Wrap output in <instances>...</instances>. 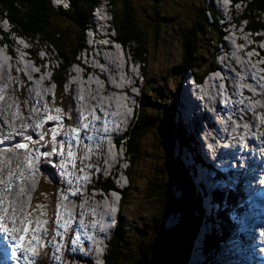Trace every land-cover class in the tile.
Instances as JSON below:
<instances>
[{
	"label": "trees",
	"instance_id": "trees-1",
	"mask_svg": "<svg viewBox=\"0 0 264 264\" xmlns=\"http://www.w3.org/2000/svg\"><path fill=\"white\" fill-rule=\"evenodd\" d=\"M131 1L108 0L107 4L108 17L110 16L109 22L114 26L117 35L116 39L126 47L129 55L143 63L145 78L143 99H140L136 119L129 127L125 139L130 163L128 169L130 185L134 176L133 168L144 156L142 148L143 138L149 133L148 128L150 126L154 125V128L157 125V121H161L166 125L169 135L172 138L174 137V140H178L179 146H190V133H188V130H184L186 126L180 121L178 124L174 123L175 104L179 90L177 88L174 89L173 97L175 100L172 99L173 103L166 106V103L172 97L169 99L168 95H165L167 94L166 91L156 94L153 86L149 84L150 79L144 70L147 64V55L152 45L150 36L154 38L153 41H159L161 35L165 37V31L162 30L163 26H160V20L154 22L153 19L147 20V18H144V20L142 17L140 19L143 21L138 20L139 16L135 15ZM230 1L233 2L234 7L238 5L241 7L240 12L233 10L234 17L236 16L237 19L240 18L241 20L244 19L250 29L264 28V0ZM194 3L197 13L196 19L193 24L184 27V32L180 38L181 42H183L182 60L178 66L170 70V77L176 78L178 80L177 84H180L182 78L188 73H194L197 78H201L204 71L217 66L215 60L217 47L214 46L213 50H211L209 59L203 57L201 48L209 35L214 37L212 41H222V30L218 24L220 20L217 16L218 13L212 3L208 6L205 0H195ZM99 4L100 0H68V7L63 8L54 6L51 0H0V15L5 14L12 22L14 31L30 37V39L32 38L34 45L35 41H38V43L41 42V45H45L44 47L55 52L52 60H56L58 66L54 68V79L62 87L67 78L68 66L78 60L77 54L85 45L84 30L93 22L91 12ZM116 4L121 5L120 10L115 9ZM207 9L213 19L212 22H209V18L206 15L208 13H206ZM133 15L136 16V19L132 17ZM54 100L53 111L58 113L63 105L66 106L69 98L65 97L63 92H60ZM154 115L160 116L155 117ZM63 119L62 113L54 121L59 123ZM182 126L185 127L183 128ZM46 150H48L46 152H49L50 147L47 146ZM51 155L52 153L49 152L48 156ZM172 165L174 166L173 174L175 178L168 175L169 184L167 183V187L163 185V192L159 191L158 193L159 196L161 194V199L158 197V200H160L159 217H154L150 221L151 229L147 233L153 235H149L152 236L151 241L149 242L145 237H141L143 235V230L141 229H138L139 234L137 233L135 238L124 233L127 227L124 221L122 223L121 218L108 245L107 264H124L126 262L136 264L142 256L150 259L154 250L161 244L162 238H167V236L171 235H175L177 241L181 242L179 245L182 250L177 252L170 263L180 262L186 264L189 247H191L190 245L197 233L203 209L201 207V195L196 191L188 169L182 164L179 157L174 159ZM47 174L49 175L50 172ZM101 184L106 187L114 186V182L110 179L101 180ZM172 185L175 193L171 189ZM43 186L45 192H48V188H50V195L46 197L44 191L41 190L44 195L42 194L41 200H35L34 208L42 210L47 207L45 210L49 211V217L47 219L45 215V224L51 226L52 214L50 212H53L54 207V199H51V197L54 195H52L51 183L45 178L41 182V187ZM159 187L161 185L156 188L159 190ZM127 190L123 192L122 208L125 206ZM154 190L156 189L154 188ZM175 211L179 213V222L176 226L166 230L163 228L164 219L169 212ZM222 222L220 227H222ZM221 229L216 235L214 234L216 230H214L211 233L214 235L208 236L206 247L210 248L216 245L219 237L228 232L227 228L223 227ZM129 237L132 239H129ZM42 264H48L45 258L42 259Z\"/></svg>",
	"mask_w": 264,
	"mask_h": 264
},
{
	"label": "rangeland",
	"instance_id": "rangeland-1",
	"mask_svg": "<svg viewBox=\"0 0 264 264\" xmlns=\"http://www.w3.org/2000/svg\"><path fill=\"white\" fill-rule=\"evenodd\" d=\"M205 1L208 4V6L212 3L214 9L217 10L218 14H221L219 12H222L224 10L225 0H205ZM194 2H195V0H132L131 1L132 9L135 12V15L139 16L138 20L143 21L140 19L141 17L143 19L147 18V20L153 19L154 22L157 20H160V23H161L160 26H163L162 30L165 31L164 32L165 37L161 35L159 38V41L158 40L153 41L154 38L150 36L152 45H151V49L147 55V64L145 65L144 70L147 73L148 78L150 79L149 84H151L153 86V88L156 91V94L163 93V91L164 92L166 91L167 94H165V95H168L169 99L172 97L169 100V102L166 103V106H169L170 103H173L172 99L175 100V98L173 97V92H174L175 88H177L180 92L179 93V99H181V90L184 89L185 92L193 98V99L192 98L188 99L190 102L195 99V97H194L195 92H203L206 89V88L199 89L196 87L197 90L195 89V92H193L192 89L187 90L188 87H187V89H185V85H186L185 83L182 82L180 84H177V79L174 77H170L171 68L178 66L182 60V57H183V51H182V48H183L182 43L183 42H181V40H180L181 34L184 32L183 29H184V27H188L189 25L193 24L195 19H196L197 13H196V9L194 8V5H195ZM231 6H233V5H231ZM240 8L241 7L238 5L234 9V11L240 12ZM115 9L120 10L121 5L116 4ZM206 13H207L206 15L209 18V22H212V20L210 19V14H209L208 9L206 10ZM223 13H226V11H223ZM132 17H134V19H136V16L133 15ZM234 18H236V16ZM263 18H264V14H263ZM223 19H225V18H223ZM103 23H104V21H103ZM218 24L220 26V22ZM99 26H100V24H98L97 28H100ZM240 27L242 28V25ZM232 29H234L233 24L231 25V27H229V28L227 27L226 30L229 31ZM101 31H102L101 34L104 35V32H105L104 28L101 27ZM262 34H263L262 31H258V32H252L253 36L246 37V36L240 35L243 40L240 39L242 42H240L239 44L235 43V45H233V39H234L233 37H230L229 35L225 36L224 40L227 41V43H225L226 48H228L229 45L231 46V44L233 47H242L241 49L233 50L230 53L231 54L230 59L233 58V61H234V66H232L233 74L235 73L237 76L244 77V75L246 74L245 69H247L249 66H253L254 60L256 62H262V61L264 62V59H261L260 56H257V57H256V55L253 56L254 52H257L256 47L260 48L259 50L261 52L264 51V37H263L264 34L263 35ZM222 35H224L223 32H222ZM259 35H260V38H258V39H256L254 37V36H259ZM11 38L14 40V37H11ZM213 38H214L213 36L209 35L204 41V46L201 48V50H202L201 53L205 59H209L211 50H213V48H214L215 41H212ZM221 39L223 41L222 37H221ZM248 40H251L250 41L251 47H247L248 46L247 44L249 43ZM252 43H254V45ZM35 45H36V48L39 49L41 47L42 49H44L46 51L45 53H39V56L41 58L44 57L45 55H49L48 48H45L43 45H40L38 42H35ZM35 45H34V47H35ZM28 46H30V45H28ZM222 47L225 48L224 46H222ZM243 48H245V49H243ZM251 48H252V50H251V54L248 58L247 64L245 66H243L242 61H244V60H243V58L240 57L239 53H241L245 59V55L243 52H248ZM223 52H225V50H223L221 48L218 49L219 55L222 54ZM0 54H1L2 59L4 60L1 62L4 63L5 65H10V63L13 64L12 61H14V64L18 65V66L20 64H23L22 68L29 67L31 65V62L24 60L20 56H14V54H10V51L6 47H3ZM51 54H52V56H55L54 51H52ZM255 57H256V59H255ZM226 58H227V56H226ZM257 58H259V60H257ZM15 59H17L18 61ZM86 59H89V58L87 57ZM86 59L83 57L81 58V60L83 62ZM218 59L220 60V57ZM46 65H48V64L46 63L45 66ZM236 65H238L241 69L236 67ZM0 69H1L0 70V78L3 79L5 82H9V80H11V78L9 77L11 72H9V74L6 73V71L4 72L2 70V65L0 66ZM12 70L14 71V69H12ZM46 73H48V72H46ZM69 73L73 74V81L72 82L75 81V84H77L76 87H78L79 85H81L83 83V82H80V80L89 76L87 73H85L83 67H81V66L71 67L69 69ZM215 73H217V72H215ZM110 74H111V72H110ZM235 74L233 76H236ZM226 75H227V77L228 76L230 77L232 75V72H229V73L227 72ZM42 76H43V74H42ZM216 76L221 81V86H224V83H223L224 79H220V77L218 75H216ZM118 77H119V81L122 82L120 76H118ZM212 80H213V82L216 81L215 78H213ZM16 81H18V79H16ZM92 82H95L96 83L95 86H98L99 88L105 87V85H102V84H100V82H98V78L96 76L93 77L92 79H90V83H92ZM110 82L112 83V79L110 80ZM128 83L134 84L135 81L132 77H130L129 81L125 80L120 85V88L125 87L126 84H128ZM25 86L27 88L31 87V85H28L23 80L18 81L17 87L20 91H22ZM242 86L249 88V85L247 83H243ZM66 87H67V85H64V89H63L64 92L66 90ZM87 87L89 88L90 85H88ZM136 87H137V84H136ZM73 88H75V87H73ZM120 88L119 87L116 88L118 93H119V97L117 95L112 96L114 94L109 96V97L113 98V100L116 99V101H114L115 104L119 103L118 102V98H119V100H120L119 105L121 104V101L125 100L123 93H121V91H120ZM46 89H48V88H46ZM33 90H35V89L33 88ZM50 90L52 91L51 94H53V90L52 89H50ZM190 91L193 92L194 94L191 93ZM77 92H78V90H77ZM110 93L111 92H109V94ZM212 93L213 92H211V91L209 92V95H210L209 98L210 99H214V95H220L221 94V93H219V94H213L212 95ZM44 94H45V92H37V95H40V96L43 95V97H44ZM33 95H35V92H33ZM72 95L73 96L75 95L74 90L72 91ZM139 95H140L139 98L143 99V93L139 92ZM245 95L246 94H244V96H242V97L247 98ZM247 95L249 96V93ZM177 99H178V97H177ZM13 100L14 101H11L13 104L15 103L16 105L20 106L21 108H24V110L28 111V109H27L28 99H23V100H19V101L17 99H13ZM113 100H112V104H113ZM126 100H127V102L131 101V99H126ZM202 101H205V99H202ZM246 101H247V105L245 106L244 109H246L247 112L252 111V104L254 101H252L251 99H249V100L247 99ZM22 102L24 104H22ZM175 107H177V103L175 104ZM187 108L190 109V106L185 107V109H187ZM182 111H183V113H182ZM197 111H200V108L197 109ZM242 111H243V109H242ZM147 113H149V112L147 111ZM209 113H210V115H212L214 117L212 110H209ZM193 115H194V112L192 111L191 112V120L193 121L194 124H191V123L188 124L189 120H190L189 119L188 123L184 124L187 127V129L185 126H184L185 127L184 129L186 131L188 130L191 134H193V132L195 134L196 133L201 134V138L203 139L201 141V144L203 145L205 150L209 149L211 147V144L204 137L205 131L208 130V126L210 125L209 127L212 129V135L214 136V138H217L219 136L217 133V129L221 128L219 123H218V122H220V120H218L215 123L209 124V122H210L209 116L208 117H201L200 116L196 119V118H193ZM154 116L159 117L160 115L159 116L154 115ZM185 116H186V114H185L184 108L181 109L178 106V112L176 111L175 115H174V123H176L175 121L178 119H179L180 123L181 122L183 123V121L185 120ZM1 118H2L3 122L8 124V120L5 116L1 117ZM135 119H136V117L132 119V124H133V121ZM214 119H215V117H214ZM222 122H223V120L221 119V123ZM156 123H157V125L154 128H153L154 125H152L148 128L149 133L146 134V136L143 138L142 148H143L144 156L138 161V163L133 168V172H134L133 181L130 185V188L126 191L125 206L121 212L122 213L121 214L122 223L124 221L125 225L127 227V228H125L124 233H127V234L131 235L133 238H135L136 234L138 233V229H141V230H143V232H142L143 235L141 236V234H140V236L145 237V239H147V241H149V242L151 241L152 236H153L152 234H147L151 229L150 221L154 217H159V212H160V203H159L160 200H158V197H159V199H161V194L159 196L158 193H159V191L163 192V185H165L167 187V183L169 184L168 175H170L172 178L174 177V174H173L174 173V166L172 165V163H173L174 159L177 157V153L180 154V158L184 159L186 164H188V168L191 169L189 165H193L194 156H190L188 154V152L186 151V149L188 147H191L195 150H201L199 139L194 134L190 137V146H182V145L179 146L178 140L177 141L174 140V137L172 138L169 135V130L167 129L166 125H164L161 121H157ZM166 131H167V133H166ZM203 147H202V152H203ZM36 151H38V149H36ZM108 151H110V150H108ZM102 154H103V156H102ZM112 154H111V156L114 158V154L113 155ZM20 156L24 157V158L26 157L25 155H20ZM98 157L99 158L96 159V161L105 162V163H107V160H106L107 158L110 159L108 156V153H105V152L100 153L98 155ZM25 160H26L25 165H27L28 159L25 158ZM110 160H112V159H110ZM88 162L89 163H86V164L90 165L92 163L90 161H88ZM195 164H197V162H195ZM119 165H121V164H119ZM192 167L194 168V166H192ZM195 167H196V165H195ZM119 168L120 167L118 166V169ZM13 169H15V167ZM27 176L28 175H26L25 177H27ZM193 176L195 177L196 173H194ZM69 178H70V176H69ZM56 179L58 180V176ZM166 179H167V181H166ZM115 183H118V180H116ZM21 184H22V182H21ZM56 185H57V183H55V186ZM158 185H161V187H159L160 188L159 190L156 188V187H158ZM154 188L156 190H154ZM171 189L174 192V186L173 185L171 186ZM84 191H85V189H81L78 187L76 194H78V196L81 197L82 192H84ZM49 195H50V192H48L46 197H48ZM37 196H38L37 200H41L42 195L39 194ZM207 197L209 198V200H211L210 191L206 195H203V197L201 198V202L206 203L205 199ZM54 198H55V196L51 197V199H54ZM209 200H207V201H209ZM96 202H98V204H99V201H96ZM61 203H63V199H61ZM23 204L25 205L24 200H23L22 206H24ZM110 205L113 207L112 204H110ZM202 205H203V207L204 206L206 207L205 209H207L208 212H210V210L207 208L206 204H202ZM215 205L217 206V209L220 210L221 205H219L218 203ZM94 206H98V205L94 204ZM232 211L236 212L235 208L233 210H231V212ZM204 213H205L204 217H202V218L204 219V221H207L208 220L207 212H204ZM214 213H215L214 214L215 215V218H214L215 223L213 224V226L216 228L215 233H218V228H217V223H216V219H217L216 214L217 213L216 212H214ZM177 214H179L177 211L172 212V213L169 212L168 215L166 216V218L164 219V224H163L164 227L163 228H165L166 230L171 229V228H167V226H169L173 221H175L176 216H178ZM217 215H220V214H217ZM229 217L231 219V224L233 225V216H230V214H229ZM243 219L246 220L247 218L243 217ZM211 223L212 222H210V224ZM220 223H219V226H220ZM201 224H202V222H201ZM201 224L199 225V228L197 229L195 239H193V241H192V243L194 244L193 245L194 248L192 247L193 253H192V255L189 256L190 259H194V256L198 251H200L201 256L203 253L202 248L199 245V244H201L200 234H201V232H203V230L206 228V226L203 225L202 228H204V229H202ZM206 230L208 232L212 233L211 228H207ZM199 231H200V233H199ZM149 235H152V236H149ZM129 239H132V238L129 237ZM161 241H162L161 244H159V246L154 250L152 257L150 259L149 258L147 259L145 256H143V257L147 259L149 264H176V263H170V261L177 254V252L182 250V249H180V245H179V243H181V242L177 241V237L175 235L167 236V238L164 237V238H162ZM144 244H145V242H144ZM218 244H219V241L217 242L216 245H214L212 247V248H215L214 251H210L212 264H215L214 256H215ZM105 245H106V241L103 244H99V247H101V249H103L105 247ZM47 255H48L46 257L47 263H50L49 261L54 259V256H52V254H50V253H47ZM263 256H264V254H263ZM58 259H60V258L58 257ZM190 259H189V261H190ZM124 264H130V263L126 262ZM204 264H206V263H204Z\"/></svg>",
	"mask_w": 264,
	"mask_h": 264
},
{
	"label": "clouds",
	"instance_id": "clouds-1",
	"mask_svg": "<svg viewBox=\"0 0 264 264\" xmlns=\"http://www.w3.org/2000/svg\"><path fill=\"white\" fill-rule=\"evenodd\" d=\"M51 1L54 6L63 7V8L68 7V0H51ZM225 3L229 5H233V2H231L230 0H225L224 6H225ZM107 4H108V0H100V4L97 5L92 10L91 14H92L93 22L88 28L84 30L85 45H83V47L80 49V51L77 54V59L80 61L75 60L68 66L67 78L65 82L63 83L62 87H60L59 84L56 83L54 79V68L57 67L58 65H57L56 60H52L54 58V56H52L51 54L52 50L48 49L49 55H45L44 57L41 58L39 56V53H45L46 51L42 49L41 47L39 49L36 48V45L34 47L32 38L30 39V37H27L25 35L15 32L13 29V24L7 18V16L5 14L0 15L1 16L0 18V46H2V48L6 47L10 51L12 50V48H14V52L17 50H23L26 54V56H24L23 59L28 62H31V64L33 63L36 64V67L35 68L33 67L34 68L33 73L30 72L31 65L29 67L22 68L23 64H20L19 66L14 64L13 68H14L15 77L13 74H11V76L9 75L10 78H14L13 79L14 81L9 80L10 84L9 86L7 85L5 86L6 88L5 91H3V89L0 87V93H2L3 98L6 92L10 90L11 88L12 89L11 92L13 94L12 96L14 97V99H17L18 101L23 100V99H28L27 109L30 106L29 105L30 95H33V92H35V95L33 96L35 97V99L39 101V104H36L37 107L35 108V110L31 108V112L29 109L28 111H26L14 103L15 106H18V108H20L21 115L20 117H17L16 115L17 113L14 112L13 116H11V117L18 119L15 123H18V124L26 123L27 126L32 128L31 130L27 129L26 133H23L27 135L28 132H31V135H30L31 138L27 139L26 141L28 143L30 141L33 143V145L31 146L32 151L36 153L41 152V150H43V145L46 140L48 141V143L59 142L60 139L58 138L61 135L66 138L67 136H69V131H70L69 128L75 127L76 129L79 130L80 134H78L74 139H71V140H72V144L76 148L83 147V148L77 149L80 152L79 159L85 158L87 160H92V163L90 165H92L93 167H90L89 164H85L84 162L79 161V165L81 169H83L84 171L87 169V171L89 172L88 184L92 186L93 190H95L98 194H100L101 200L103 199L102 196L105 193H109L110 197H112V195L114 194L117 195L118 197V199L115 198L116 205L113 206L110 210L111 214H108L107 223L104 222V224H102L101 228L103 229L102 230L98 229L97 227L99 226H96V228L94 229L97 235L105 237L106 245H105L104 254H103L105 264H107L106 254L108 252L109 242L112 239L113 232L118 227L120 220H121V214H122L121 212L123 209L122 208L123 192L130 187V177L128 174L130 163H129V156H128L126 144H125L126 134L128 133V130H129L127 123L129 121L130 115H134L135 117L137 116V110L139 109L140 99H141L139 98L140 97L139 92L143 93V86H144V81H145L144 74H143V63L133 58L131 55H129V53L126 51L127 50L126 47L116 39L117 35L114 29V26L113 24L109 22L110 16L108 17ZM100 13L103 15V20L108 25V27L106 26V28H104L107 31V35L105 36L101 35V38L105 39L106 41H110V44H112V45H109L108 47L103 46L102 47L103 51H101L98 47L96 49L95 44L92 43V36L93 35L97 36V33H98V31L96 30L98 27V24H100L99 27H102V24H101L102 22L100 21V19H95L96 16ZM11 37H14V40ZM35 42H38V41H35ZM39 44L41 45V42ZM114 44L119 45L121 53H118V51L114 49ZM214 46L217 47V51H218L219 47L216 46L215 43H214ZM101 52H102V55L105 54L104 56L106 55L107 56L103 57L101 55ZM82 57L85 59L88 57L89 59H86L83 62L81 60ZM109 57L114 58V59L118 58V63L120 65H125L127 67L126 74L127 73L129 74V69L136 68V69H140L143 75H142V78L140 79H137V80L134 79L135 83L137 82L136 83L137 87H136V84L134 85L130 83V88H133L135 90V93L133 92L131 93V90L126 89V88L124 89L125 91L121 92L124 94V96L131 99L130 102H127L126 99L124 100V106L126 107L125 111L117 108L114 103L113 104L111 103L110 105V103L108 102L109 104L108 108L95 110L97 111L96 113L98 115L100 114L99 115L100 119L94 120L91 117H89V114L91 111L90 107H92L93 109L97 107L96 103L89 104L87 102L88 100L83 99V98L87 96L88 92H91L93 94L92 89H88L87 85H90V79H92L95 76L100 81L104 82L105 85L111 88L109 89V92L111 93L115 92L112 89H116V88L113 87V84L110 82V79L107 77L110 74V72L112 73V70H108V66H105V59ZM215 60H216V57H215ZM216 62L218 64L217 60ZM46 63L48 65L45 66ZM9 66H10L9 72H11L12 71L11 63ZM74 66L83 67L85 73L89 75L86 78H83L82 80H80V82H83V83L79 85L78 87H76L77 84H75V81L72 82L73 74L69 73V69ZM213 70L214 69H209L207 71H204V73H202L201 75V78H197L194 73H188L187 75H185V77L188 79L190 77H194L195 79L201 81L207 77L208 73L213 72ZM9 72L6 69V73L9 74ZM131 77L133 78V76ZM16 79H18V81L23 80L28 85H31V87L27 88L25 86L24 89L20 91L17 87L18 81H16ZM182 80H181V83H182ZM185 84H186L185 85V89H186L188 86L187 84L189 83H187L186 81ZM64 85H67L65 92L63 90ZM72 86L75 88H73ZM33 88L35 90H33ZM46 88H48L49 90ZM50 89L53 90V94H51L52 91ZM73 90L75 92L74 96L72 95ZM37 92H45L44 97L43 95L42 96L37 95ZM60 92H63L65 97L69 98V101L66 102L67 103L66 106L63 105L62 109L57 113L53 111L54 106H55L54 99L57 97L58 94H60ZM128 93L132 95H129ZM99 95H101L100 97L104 96V94H101V93ZM99 95L98 93H96L95 96L98 97ZM110 95L112 94H107L105 96H110ZM40 99H45L46 101L44 100L43 102H41ZM110 99L111 101L113 100V98L111 97ZM11 101H14V100L11 99ZM84 112L86 113V117H85L86 123H85V127L81 129L79 127V122ZM31 113L34 115V117L31 122H28L27 120H25V117L30 116ZM48 113H50V115H53L55 118L61 116V114L63 113L65 120L63 119L62 121L59 122V124H53L55 123L53 118H52V122L47 121L50 115L47 118L45 117V115ZM102 117H105V119H102ZM116 123H119L121 128H118V126L115 125ZM90 128H92L90 132L91 134L93 132V134L90 136L88 140V144H87L84 142V140L86 139L85 138L86 132ZM38 130H42L43 131L42 134H40ZM67 130H68V133L66 135L62 134L63 131H67ZM58 133H59V136H57ZM90 142H92L93 146L97 148L98 154L103 150H106V149L110 150L114 154L115 165L119 163L118 160H120L121 165H123L122 168L118 165L120 167L119 169L122 172L118 169V166L114 170H107L105 168L106 163L100 162V161H93L98 156V154L94 155V159L91 158V155L89 153L92 148V144H89ZM35 143H38V146L40 147L41 150L35 151L33 149V146H36ZM60 148H61V145L57 143V145L55 146V152H57L59 149V152L57 153L60 154ZM112 148L113 149L117 148V149L115 151V150H112ZM88 156H90V158ZM121 158L123 159L121 160ZM103 179L112 180L114 182V186L112 187L102 186L101 180ZM116 180H118V183H115ZM93 184L95 186H93ZM173 222L177 224L179 222V216H176V219ZM109 223H113V225L116 226L110 232L105 230V226L108 225ZM170 226L171 225L167 226V228H170Z\"/></svg>",
	"mask_w": 264,
	"mask_h": 264
},
{
	"label": "bare ground",
	"instance_id": "bare-ground-1",
	"mask_svg": "<svg viewBox=\"0 0 264 264\" xmlns=\"http://www.w3.org/2000/svg\"><path fill=\"white\" fill-rule=\"evenodd\" d=\"M250 36H253V35H250ZM239 37L241 40H243L241 36H239ZM254 37L256 39H258V38H260V35L254 36ZM263 37H264V35H263ZM248 41H251V40H248ZM252 44L254 45V43H252ZM250 45H251V42H250V44H248V46H250ZM231 47L233 50H239L242 48V47H233V46H231ZM243 49H245V48H243ZM256 49H257L256 50L257 53L261 56V59H264V51L261 52L259 50L260 48H257V47H256ZM231 52L232 51L227 50V54H224L222 56L221 64L218 67L217 73L210 74V75H218L220 77V79H226L229 82L230 92H229L228 96L227 97H220L221 95H214V99H210L209 98L210 97L209 92L211 91V89L206 88V86L208 84H210V82L208 80L203 82L201 85H197L194 87H192L191 83H190V86L188 87L187 90L192 89V91L195 92V89L197 90V88H199V89L206 88V89L203 92H195V94L190 91L191 93L194 94V97H195V99H197V101L193 100L192 104H190V109L184 108V111H185L186 115L189 114L188 115L190 117L189 123H191V124H194L193 121L191 120V112L192 111L194 112L193 118H196V119L200 116L201 117H208L209 116L210 117L209 124L215 123L218 120H220V122H218V123H219L221 128L217 129V133L219 135L218 137L221 136L220 134H221V132L224 131V129L228 133V130L232 129V124L235 125L237 128V135L229 136L230 137L229 143H231V149L227 154L230 156V158H234L235 153L233 151L235 150L236 154H237L236 157L239 158V157H241L242 154L245 153V150H246L244 144L239 139V137H241V136L253 137L257 140V142L261 141V139H262V143H260V146H263V141H264V62L263 61L262 62H256L254 60V65L248 67L249 73L255 75L256 79H252L250 77H247V73L244 75V77H240V76L234 77L233 75L235 73L233 74V70H232V66H234V61H233V58L230 59V55H231L230 53ZM226 56L228 59L226 58ZM17 59H15V60H17ZM257 60H259V58H257ZM0 63L2 65V70L5 72L6 68L2 64L1 59H0ZM13 65H14V61H13V64H11L12 69H14ZM227 72L228 73L232 72V75L230 77L229 76L227 77V75H226ZM11 74H13L15 77L13 70L11 71ZM118 76H120L121 81L123 80L124 75L122 73H118L117 77L115 76L112 78V82L119 80ZM213 78H215V80H216V77H213ZM13 79L14 78H11L12 81H14ZM243 83H247L249 85V88L242 86ZM9 84H10L9 82H5L3 79L0 78V87L3 89V91H5V89H6L5 86L6 85L9 86ZM100 84H102V83H100ZM95 85H96V83L92 82V83H90V87L88 88V89H92V92L94 95L96 93H98V95L100 93L104 94V95L109 94V89H111V88L108 87L107 85H105L104 88H99L98 86H95ZM102 85H104V84H102ZM215 86L217 87V85H215ZM112 90L117 91V89H112ZM11 91H12V89L10 88V90H8L6 92V94L4 95V99H2V101L0 102V130H1L0 132L9 133L10 135H12L14 133H10L7 131L15 130V129L10 128L8 124H6L5 122L2 121L1 117H4V115L9 116L10 117L9 121L11 123H15L18 120L14 117H11V116H13L14 111H15V105L11 102V99H14ZM122 91H125V90L121 89V92ZM246 92L249 93L251 95V97L248 96ZM110 94H113V93H110ZM217 94H219V90H217ZM244 94H246L245 96L247 98L242 97V96H244ZM129 95H132V94H129ZM187 98L191 99L192 97L189 94H187L184 89L181 90L182 102H186L185 99H187ZM202 99H205V101H202ZM247 99L248 100L251 99L252 101H254L252 104V111H249V112H247V110L244 109L245 106L247 105V101H246ZM106 101L109 102L111 105V103H112L111 99H109V100L106 99ZM114 101H116V99L113 100V103H114ZM118 102H119V98H118ZM22 104H24V103L22 102ZM36 104H39V101L37 99H35V97L33 95H30V99H29V105L30 106L28 108L30 110V112H31V108L33 110H35V108L37 107ZM199 108H200V111H197V109H199ZM242 109H243V112H242ZM209 110H212L215 119L212 115H210ZM88 113H89V111H88ZM182 113H183V111H182ZM33 117H34V115L31 113L30 116L25 117V120H27L28 122H31ZM133 118H135L134 115L133 116L131 115L129 117L130 120L127 123L128 129L132 125V119ZM102 119H105V117H102ZM221 119L223 120L222 123H221ZM209 126H208V130H206V131L204 130L205 131L204 137L207 139V141L209 140V142L211 144V147L207 150H208L209 154L212 155V159H213V156H215L216 160H222V159H224L225 154L217 149L221 145V143L218 142L217 140H220L221 138H219V139L214 138V136L212 135V129ZM84 142L88 144L87 139H85ZM0 143L3 144L4 141L1 139ZM253 143L257 149H260V146L258 144H256L254 142V140H253ZM89 144H92V148H91L89 154L91 155V158L94 159V152L97 150V148L95 146H93L92 142H90ZM12 148L13 147H11V150H7V151L2 153V154L7 153L6 156L10 158L11 167H15V169H12L13 175L10 177L9 182H8L9 177L4 176L6 170H8L9 167L8 166L3 167L2 171L0 172V181L8 182V184L2 183V185H0V217L4 218L0 222L3 224H7L8 226L13 225V223L15 222L14 220H16L17 214H19V209H20L19 205L21 202L23 203V200L25 202V196L28 193L27 190H29V186H25L26 190L20 191L17 184H19L21 182L23 183L26 175H29L31 177L33 175V173H35L36 178H37L36 166L38 164V161L40 160V155L38 153L37 154L33 153L32 154V160L36 161V164L32 165V166L25 165V162L22 159V157L19 154H16V151ZM78 148L80 149L83 147H78ZM253 148L246 151V155L250 156V159H252L251 155L254 153ZM33 149L35 151H36V149L41 150L39 148V146H33ZM104 152L108 153V156L110 159H113V157L111 156V154H112L111 151H108L106 149V150L101 151L100 153H104ZM207 155L208 154H205V156H207ZM102 156H103V154H102ZM88 157L90 158V156H88ZM98 158L99 157L97 156L93 161H96V159H98ZM110 159H108V158L106 159L107 163L113 162V160H110ZM212 159L210 160L208 165L211 164ZM79 160L84 162L85 164L89 163L88 161L92 162V160H87L85 158L84 159L80 158ZM227 164L228 163L224 162V163H222V165L220 167L214 168L216 173H214V171L211 170L210 166H209V168H206V167L202 168L201 180L203 182L200 183V186H201L203 192L206 193L207 190L214 191L213 188H215V187H218L220 190H222L224 192H229L233 188L232 181H241V180L247 181V180L256 178L255 174L252 171H250L251 170V166H250L251 161L250 160L246 161V163H245L246 169L249 168L250 170H248V172L243 176V179L242 178L239 179L237 172L232 173L231 171H229L231 167L228 166ZM193 166H194V168L193 167L192 168L196 171L195 165H193ZM58 168L59 169L57 171L60 172L61 171L60 170L61 169L60 163L58 164ZM228 172H229V175H227ZM61 173H62V177L60 178V180L62 182H64L66 179L69 178L70 175L63 172V171H61ZM56 178H57V176H56ZM20 179H22V181H20ZM58 180H59V177H58ZM216 182H217V184H216ZM262 182L263 181H260L259 183H262ZM78 184H79V182L74 184L73 186H68V189L66 190V192L64 194H68L71 191H73L72 188H75L76 185H78ZM246 185H248V184H246ZM93 186H95V185L93 184ZM106 192H108V191H106ZM86 198L91 202V205L92 204L98 205L96 207L98 209H100L102 212L107 213V214H111L110 210H111L112 206L110 204H112L113 206L116 205V201H115L116 199L110 197L109 193H105L102 196V198H103L102 201L100 200L99 196L95 197V198H89V196H87ZM208 200H209V198H208ZM96 201H99V204ZM204 204H206V203L204 202ZM58 208L56 207V209H55L56 210L57 225H59V223L63 220V213L61 210V204L59 205ZM63 208L69 214L74 213V211L65 204H63ZM207 208L210 210V212H208L207 209H205V212H207V215H208L207 216L208 220L206 221V224L209 226V228L212 229L211 232H213L214 230H216V228L213 226V224L215 223V220H214V218H215L214 214L215 213L214 212L216 211L217 206L213 203L209 207L207 206ZM237 210H238V206L235 205V211H237ZM87 213H89V211H87ZM14 215L16 216L15 219H14ZM241 217H242L241 210H239L235 215H233V226L234 227L232 228V232L237 237L238 242L242 238L240 233H239V231H240L239 224L241 221ZM247 220H248V218L246 219V221ZM210 222H212V223L210 224ZM58 227L60 228L61 226L59 225ZM58 227H57V231L59 230ZM202 229H204V228H202ZM42 232H43V225H42L41 219L39 218L38 219V226L36 228V232L31 237V241H34L35 247L38 245V243L40 241ZM3 233H5V231H4V227L2 226L0 228V235ZM207 233H210V232H207ZM227 235H229V234H227ZM231 239H232V234H230L229 237H226L225 234L222 237H219V241H221V245H223V247L220 250L218 258L222 259L223 264H240V262H238V260H237L236 252L234 249L235 243H233V242L230 243ZM47 240L50 242V245L54 250H57V249L60 251L63 250L64 246L62 244L63 243L62 237L60 239V242H58V240L52 236H47ZM189 248H190L191 252H188L187 255L190 256L193 253L192 252L193 249L191 247H189ZM25 254L26 253L22 254V258L20 260V263H22ZM65 256H67V255L65 254ZM248 257L249 256H245L244 258H248ZM59 258L60 259H58V258L57 259L61 263L62 259H61V257H59ZM208 258H211L210 252L206 255L201 256L200 251H198L194 256V259L188 258V264H196V263L199 264V262H198L199 260H202L201 264H204L207 262ZM189 259H190V261H189ZM59 262L57 264H60ZM62 264H66L65 261H62Z\"/></svg>",
	"mask_w": 264,
	"mask_h": 264
},
{
	"label": "water",
	"instance_id": "water-1",
	"mask_svg": "<svg viewBox=\"0 0 264 264\" xmlns=\"http://www.w3.org/2000/svg\"><path fill=\"white\" fill-rule=\"evenodd\" d=\"M165 138V137H164ZM163 139V138H162ZM136 264H149L147 259L144 257H141ZM176 264H181V263H176Z\"/></svg>",
	"mask_w": 264,
	"mask_h": 264
},
{
	"label": "snow or ice",
	"instance_id": "snow-or-ice-1",
	"mask_svg": "<svg viewBox=\"0 0 264 264\" xmlns=\"http://www.w3.org/2000/svg\"><path fill=\"white\" fill-rule=\"evenodd\" d=\"M57 111H59V109H57ZM53 119H55V117H53ZM17 147H24V145H17ZM45 155H48L47 153H45ZM4 218L3 217H0V221H2ZM25 231H27V227H25V229H24ZM4 231L5 232H7L8 231V229L7 228H5L4 229ZM47 231V230H46Z\"/></svg>",
	"mask_w": 264,
	"mask_h": 264
}]
</instances>
